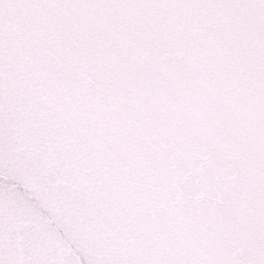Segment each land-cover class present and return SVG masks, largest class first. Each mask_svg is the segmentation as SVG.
I'll use <instances>...</instances> for the list:
<instances>
[{"label": "water", "instance_id": "95a60500", "mask_svg": "<svg viewBox=\"0 0 264 264\" xmlns=\"http://www.w3.org/2000/svg\"><path fill=\"white\" fill-rule=\"evenodd\" d=\"M0 264H264V0H0Z\"/></svg>", "mask_w": 264, "mask_h": 264}]
</instances>
